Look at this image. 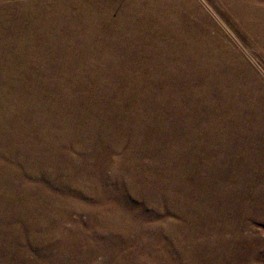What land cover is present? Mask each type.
Masks as SVG:
<instances>
[{"label": "bare ground", "instance_id": "obj_1", "mask_svg": "<svg viewBox=\"0 0 264 264\" xmlns=\"http://www.w3.org/2000/svg\"><path fill=\"white\" fill-rule=\"evenodd\" d=\"M224 2L264 38V0ZM160 6L0 0V264H264V136L237 127L201 35ZM21 55L110 62L122 91L67 81L54 118L11 95Z\"/></svg>", "mask_w": 264, "mask_h": 264}, {"label": "rangeland", "instance_id": "obj_2", "mask_svg": "<svg viewBox=\"0 0 264 264\" xmlns=\"http://www.w3.org/2000/svg\"><path fill=\"white\" fill-rule=\"evenodd\" d=\"M113 1H116L119 7H127L135 0ZM153 2L157 6L158 4L162 5V7L160 6L161 8H165V13L169 14L172 20H170L171 24L177 25V21L180 19L183 22L180 24L181 26L185 24L187 27H194L197 30L198 35H201L200 38L203 40V42L200 41L202 46H200L197 56L200 61L204 62L203 68L205 72L219 84L218 87L221 90L219 92L223 96H218V98L223 109L230 110L234 118H238L240 121L238 128L245 125L242 129L246 134L250 132L253 137L260 136L262 138L264 136V38L260 33L255 32L252 28L243 24L242 21L234 19L228 13L224 0H153ZM173 17L176 19L175 21H173ZM23 54L27 56L26 52ZM21 57L26 63L25 65L28 64L29 71L17 75V80H20V82L13 93L10 94L17 95L19 100L22 97L23 101L25 97L34 98L36 97L35 94L37 97H42L43 95L42 100L40 99L42 104H39V102L32 103L37 107L49 106L53 112L57 109V106L63 105L64 99L60 98V91L68 86L67 81H70V90L72 89V94L75 97L76 92L79 94L82 90H91L87 87L92 86L93 82L95 83L94 87L99 86L101 88L98 89L101 90L116 91L117 94L122 91L121 84L123 80L121 75L123 73L114 70V72L111 71L112 73H110V62L103 60L91 62L82 58L78 62V68L82 69V71L72 70L65 72L64 66L73 62L72 59L58 58L57 61L48 62L26 60L22 55ZM73 68L76 67L74 66ZM73 72L80 75L75 76ZM111 76L113 81L118 82V84L113 83L116 84V88L110 86L109 81L112 82L110 80ZM13 80H15V77ZM75 80L79 81V83ZM1 89L0 87V91ZM14 104L20 107L23 105V103ZM53 113L52 116L57 118L58 112L54 111ZM45 117L46 114H42L41 118L47 123L50 117ZM233 122L237 123L236 120ZM33 178L27 176L26 182L36 183L37 180ZM109 182L112 183L113 180L110 179ZM76 215L73 214L74 217ZM78 216L81 221L86 222V215L80 214ZM68 224L69 226L71 225L70 223ZM258 228L264 232V224H258ZM43 252L45 251L43 250ZM88 252L95 253L96 251L93 252L91 249L87 250ZM95 259L91 261V264L93 262L104 263L105 257L101 255V252H96Z\"/></svg>", "mask_w": 264, "mask_h": 264}]
</instances>
